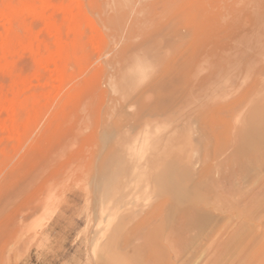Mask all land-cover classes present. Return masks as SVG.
Segmentation results:
<instances>
[{
    "label": "rangeland",
    "instance_id": "1",
    "mask_svg": "<svg viewBox=\"0 0 264 264\" xmlns=\"http://www.w3.org/2000/svg\"><path fill=\"white\" fill-rule=\"evenodd\" d=\"M177 1L193 6L180 34ZM181 1L0 0V186L40 155L63 168L46 210L0 224V264H264V0H233L236 16L232 0ZM159 74L175 104L118 130L115 98ZM250 101L262 110L236 133ZM159 147L152 170L173 175L154 182L137 168Z\"/></svg>",
    "mask_w": 264,
    "mask_h": 264
},
{
    "label": "bare ground",
    "instance_id": "2",
    "mask_svg": "<svg viewBox=\"0 0 264 264\" xmlns=\"http://www.w3.org/2000/svg\"><path fill=\"white\" fill-rule=\"evenodd\" d=\"M169 1V0H168ZM183 1V0H182ZM181 1V2H182ZM186 1V0H184ZM187 1H190V0H187ZM192 1V0H191ZM194 1V0H193ZM192 1V2H193ZM198 0H196L195 2H197ZM219 1V0H218ZM224 1V0H223ZM222 1V2H223ZM263 1V0H262ZM194 2V3H195ZM200 2V0H199ZM220 2V1H219ZM221 2V3H222ZM227 2V1H226ZM168 3V2H167ZM186 3V2H185ZM185 3H179L178 4V1H177V6L176 7V10H177V15L179 17V19H182V23L181 25H177L176 24V29L174 30L175 32L179 33L181 31H184V32H188V30H190V27H189V21H191V15H190V11H188L189 9H191L193 6L191 4H189V6H192L191 8H189L187 11H184L183 8L185 6ZM191 3V2H190ZM198 3V2H197ZM225 3V1H224ZM232 3H233V8H228L229 9V12L228 14L231 16L233 15V13L235 12V16L237 15V13H239L240 11H238L237 7H235V3L233 2L232 0ZM231 3V4H232ZM165 4V3H164ZM199 4V3H198ZM209 4V2H208ZM211 4V2H210ZM243 4V3H242ZM195 5V4H194ZM202 5V4H201ZM213 5V4H211ZM228 6H230L229 4H227ZM204 6V4L202 5ZM200 7L203 8V7ZM214 6H217V3L215 4V1H214ZM213 6V11H208V14L209 12L213 15H220V10L223 9L218 7V8H215ZM218 6H219V3H218ZM226 6V5H224ZM232 6V5H231ZM161 7V6H160ZM159 7V8H160ZM169 7V6H168ZM174 7V6H173ZM195 7V6H194ZM197 7V6H196ZM195 7V8H196ZM199 8V7H198ZM210 8V7H209ZM208 8V9H209ZM225 8V7H224ZM239 8V7H238ZM248 8V7H247ZM161 9V8H160ZM194 9V8H193ZM212 9V7H211ZM236 9V10H235ZM168 10V9H167ZM224 10V9H223ZM222 10V11H223ZM227 10V8H226ZM241 10V9H240ZM40 10H38L39 12ZM41 11H43L41 9ZM40 11V12H41ZM193 11V10H192ZM197 11V10H196ZM238 11V12H237ZM39 12V13H40ZM197 12H200V11H197ZM203 12V11H201ZM44 13V12H42ZM195 13V12H193ZM205 13H207L205 11ZM223 13V12H222ZM244 13V12H243ZM207 14V15H208ZM224 14V13H223ZM139 15V14H138ZM166 15V14H165ZM164 15V16H165ZM174 15V16H175ZM194 15V14H193ZM198 15V14H197ZM202 15V14H200ZM222 15V14H221ZM252 15V14H251ZM195 16V15H194ZM234 16V17H235ZM201 17V16H199ZM205 17V16H204ZM203 17V18H204ZM214 18V16H212ZM221 17V16H219ZM233 17V16H232ZM216 19L218 18L215 17ZM193 19V18H192ZM196 19V18H195ZM250 19V18H249ZM197 20V19H196ZM200 20V18H199ZM203 20V19H202ZM251 20V19H250ZM195 21V20H194ZM248 22V21H247ZM195 23V22H194ZM193 23V24H194ZM255 23V22H254ZM247 24V23H246ZM245 22L244 24H242L240 22V19L239 17H236L234 19V22H230L228 23L226 26H225V30L227 33H233V34H241L244 32V27H245ZM161 27V26H160ZM159 27V29H160ZM169 27V26H168ZM192 27V26H191ZM117 28V27H116ZM131 28V27H130ZM141 28V27H140ZM162 28V27H161ZM197 28H198V31H204L205 30V25L203 24V22H197ZM143 29V28H142ZM138 30V29H137ZM158 28H156L155 31H157ZM154 31V30H153ZM154 31V32H155ZM159 31V30H158ZM194 32V31H193ZM196 32V31H195ZM46 35H48L49 37H52L53 34L52 33H49V32H46ZM160 33V32H159ZM225 33V32H224ZM203 34V33H202ZM217 34V33H216ZM221 34V33H220ZM188 35V34H187ZM179 37V36H178ZM188 37V36H187ZM232 37V36H231ZM161 39V37H160ZM182 39V38H181ZM237 40V39H236ZM198 41V40H197ZM200 43V42H199ZM218 44V43H216ZM168 45V43H167ZM228 45V44H227ZM208 46V45H207ZM205 46V47H207ZM236 46V45H235ZM238 46V45H237ZM217 47V46H216ZM222 47V46H221ZM250 47V46H249ZM192 48V47H191ZM134 49V48H133ZM238 49V48H237ZM246 49V48H245ZM235 50V49H234ZM231 51V49L229 50ZM246 51V50H245ZM226 52V51H225ZM246 53V52H245ZM173 54V53H172ZM248 54V53H247ZM185 57V55H184ZM226 58V57H225ZM230 58V57H228ZM236 58V57H235ZM193 59V58H192ZM216 59V58H215ZM198 60V59H197ZM203 60V59H202ZM212 60V59H211ZM221 60V59H220ZM225 60V59H224ZM223 60V61H224ZM230 60V59H229ZM228 60V61H229ZM182 61V60H181ZM199 61V60H198ZM227 61V62H228ZM204 62V61H203ZM221 62V61H220ZM263 62V61H262ZM199 63V62H198ZM166 64V63H165ZM225 64V63H224ZM217 65V63H216ZM238 66V65H237ZM221 67V66H219ZM234 67V66H233ZM200 70V69H199ZM254 71V70H253ZM184 72V71H183ZM126 73V72H125ZM168 74V73H167ZM166 75V74H165ZM164 75H156L152 78H149L150 80L146 83L145 86L141 87V86H136L134 88H132V90L127 94H122V96H119L117 99L115 98V100L117 101L118 104H120V106H117L116 110H114L115 114L119 116L118 120H117V128L118 130H121V129H127V132L128 130L130 129H135V128H139L143 125H145L146 121L148 120V118H150L153 114H156L157 112H165V111H168L169 109L172 108L173 106V103L175 101V98L177 96L176 94V90H175V86H174V79L173 78H168L166 79V77ZM145 77V76H144ZM178 80V79H177ZM194 80V79H193ZM206 80V79H205ZM204 80V81H205ZM200 81H202L200 79ZM177 85V84H176ZM114 86V85H113ZM194 86V85H193ZM246 86V85H245ZM183 88V87H182ZM194 88V87H193ZM195 89V88H194ZM263 90V89H262ZM180 92V91H179ZM113 93V92H112ZM207 94V93H206ZM119 95V94H118ZM260 96V95H259ZM258 96V98H259ZM187 96H185L186 98ZM208 97V96H207ZM184 98V99H185ZM203 100V99H202ZM206 100V99H205ZM257 100V99H256ZM254 101V100H253ZM112 102V101H111ZM249 102V101H248ZM251 102V101H250ZM257 102V101H256ZM256 102H251L250 105H248V110H249V114L246 116L245 114H243V116H240L239 118H237L236 120V133H239L243 128H245L246 124L247 123H250L249 122V119L251 118L250 116L252 115L251 113H257L258 114V111H261L262 109H259L258 108V104L255 105ZM92 103V102H91ZM180 103V102H179ZM216 103V102H215ZM88 104V103H87ZM175 104V103H174ZM183 105V104H182ZM211 105V104H210ZM214 105V104H213ZM246 105V106H247ZM115 107V105H112ZM181 106V105H180ZM85 107V106H84ZM176 107V106H175ZM174 108V107H173ZM247 108V107H245ZM178 109H179V106H178ZM177 108H175V110H178ZM174 110V111H175ZM113 111V110H112ZM111 111V112H112ZM173 111V112H174ZM180 111V110H179ZM176 112V111H175ZM242 112V111H241ZM89 113V112H87ZM166 113V112H165ZM172 113V112H170ZM114 114V115H115ZM163 114V113H162ZM175 115V113H173ZM172 114V115H173ZM251 114V115H250ZM167 115V114H165ZM171 115V114H169ZM158 116V115H157ZM161 116V115H160ZM108 117V116H107ZM166 117V116H165ZM163 117V119L165 118ZM169 117V116H168ZM167 117V118H168ZM82 118V117H80ZM85 118V116H84ZM154 119V117L152 118ZM161 119V118H160ZM170 119V118H169ZM254 119V118H253ZM157 120V119H155ZM159 120V119H158ZM157 120V121H158ZM210 120V119H209ZM161 121V120H160ZM251 121V120H250ZM89 122V121H88ZM264 122V121H263ZM145 123V124H144ZM174 123V122H173ZM210 123V122H208ZM260 123V122H259ZM252 124V123H251ZM250 124V125H251ZM254 124V123H253ZM214 126V125H213ZM223 128V127H222ZM247 128V127H246ZM219 131V130H218ZM243 131V130H242ZM217 132V131H216ZM208 133V132H207ZM212 133V132H211ZM210 133V134H211ZM127 135V134H126ZM131 135V134H130ZM204 135V134H203ZM202 135V136H203ZM248 135V134H247ZM206 136V135H205ZM213 136V134H212ZM223 137V134H216V136L214 137V139H220ZM128 138V137H127ZM168 138V137H167ZM166 138V144L167 146H170V138L167 139ZM173 138V136H172ZM171 138V139H172ZM208 138V136H207ZM206 138V139H207ZM202 139V137H201ZM205 139V138H204ZM215 139V140H216ZM133 140V139H132ZM164 140V139H163ZM173 140V139H172ZM203 140V139H202ZM76 139L73 141L75 142ZM78 141V140H77ZM76 141V142H77ZM217 141V140H216ZM71 142V140H70ZM68 142V143H70ZM144 142V141H143ZM161 142V141H160ZM207 142V141H206ZM66 143V142H65ZM128 143V142H127ZM126 143V144H127ZM172 143V142H171ZM63 144V142H62ZM72 144V143H70ZM160 144V143H159ZM163 144V143H162ZM161 145V144H160ZM157 146V145H156ZM162 146V145H161ZM165 147L164 149V153L165 150L168 148V147ZM155 147V145H154ZM164 147V146H163ZM207 147V146H206ZM173 148V147H172ZM161 150L160 147L157 148L156 150V153H151L150 154V157L147 156L145 159V162H144V165L141 163V165L137 168V171H141V172H144L146 173L145 175H147L149 177L150 180L156 182L158 179H161V180H164V178H168L170 176L173 175V169L171 166L172 163H170V165L168 166V164L165 165V171L163 172V174H161L159 176V173H158V170L157 169H153V167L156 166V160H157V156L159 158L160 155H158V153H160ZM162 149V150H163ZM174 149V148H173ZM153 150V149H152ZM58 151H62V150H58ZM58 151L56 150V152L54 153V155L56 156V153H58ZM168 151H171V147H170V150L168 149L167 150V153ZM174 151V150H173ZM206 151V150H205ZM153 152V151H152ZM158 152V153H157ZM172 152V151H171ZM162 153V152H161ZM148 154V153H147ZM44 155V154H43ZM166 155V154H165ZM170 155V154H169ZM231 155V154H230ZM229 155V156H230ZM55 156H52V157H55ZM232 156V155H231ZM49 157V156H48ZM145 157V156H144ZM171 157V155L169 156ZM233 158L235 157V155L233 154L232 156ZM165 158L168 159V156H166ZM164 158V159H165ZM172 158V157H171ZM210 158V157H209ZM229 157H227L228 159ZM236 158V157H235ZM56 159V158H55ZM163 159V160H164ZM224 160V162H222L220 164V166H222L223 164L225 165V163H228V161ZM161 160V158H160ZM170 160V159H169ZM173 160V159H172ZM170 160V161H172ZM233 160V159H232ZM159 161V159H158ZM169 161V162H170ZM54 162L52 160L51 157L47 158L46 156H38L36 159H35V163L33 164V166L31 167L30 170H27L25 172H22V175H19L20 176V182L17 184V186L15 188H8V187H2L0 186V224H4L5 228L7 227H13L14 225H16V222L18 221V217H21V221H25L26 219H29L30 217H32L33 215L35 214H38L39 212H42L44 210H46L48 207H49V204H50V200H51V196L54 195V189L58 186V183L60 182V178H59V175H61V172L63 171V168L61 165H54ZM233 162H235L233 160ZM58 163V162H57ZM162 163V162H161ZM145 165H147L145 167ZM162 166V165H160ZM219 166V167H220ZM143 168L147 169L149 168L150 171H146V170H142ZM139 169V170H138ZM152 170V171H151ZM23 171V170H22ZM70 171V170H69ZM64 176V175H63ZM68 176V175H67ZM74 178V177H73ZM5 179V178H4ZM158 185V184H157ZM161 185H163L161 183ZM11 186V185H10ZM164 186V185H163ZM12 187V186H11ZM59 188V187H57ZM161 190L163 191H166V189L163 187ZM167 192V191H166ZM63 206V205H62ZM62 208V207H61ZM189 214V213H188ZM144 217V216H143ZM154 220V219H153ZM19 223V222H17ZM153 224V223H152ZM22 225V224H21ZM146 226V224H145ZM57 227V226H56ZM4 228V229H5ZM6 228V229H7ZM14 228V227H13ZM133 234H130V236H128L127 238V241H126V246L128 248H131L133 247L134 249V253H139L140 255L143 254V253H147L148 251H151L150 249L148 250L149 248V232L150 231H147L146 228L145 229H142V226L140 224H138L137 226H135V228H133ZM161 231V230H160ZM19 232V230H18ZM17 232V234H18ZM173 235V234H172ZM125 238V237H124ZM1 241V239H0ZM14 241V240H13ZM149 242V243H148ZM152 245V244H151ZM151 253V252H150ZM154 257V256H153ZM150 263V262H148ZM152 264V263H151Z\"/></svg>",
    "mask_w": 264,
    "mask_h": 264
}]
</instances>
